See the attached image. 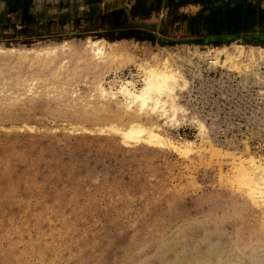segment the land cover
Listing matches in <instances>:
<instances>
[{
  "label": "rangeland",
  "instance_id": "obj_1",
  "mask_svg": "<svg viewBox=\"0 0 264 264\" xmlns=\"http://www.w3.org/2000/svg\"><path fill=\"white\" fill-rule=\"evenodd\" d=\"M130 2L0 0V264H264V197L238 184L248 160L264 178V43L105 38L82 19ZM224 3L141 23L164 19L169 39L264 32V0ZM27 13L26 35L13 33ZM96 39L110 62L91 58ZM150 66L180 76L176 120L91 95L96 77L138 88ZM132 124L181 152L116 133Z\"/></svg>",
  "mask_w": 264,
  "mask_h": 264
},
{
  "label": "bare ground",
  "instance_id": "obj_2",
  "mask_svg": "<svg viewBox=\"0 0 264 264\" xmlns=\"http://www.w3.org/2000/svg\"><path fill=\"white\" fill-rule=\"evenodd\" d=\"M99 41H100L99 39L90 40L91 45H94V47L91 49V53H92L91 58L103 62L106 59H108V56L104 54L105 52L103 51L104 50L103 47L101 46L102 47L101 48L98 46L97 43ZM66 42L67 41H65L64 43ZM58 45H60V43L59 44L57 43L50 47L57 48ZM8 49L13 50V48H8ZM22 49L26 51H31V50L36 51L39 48L37 49L22 48ZM107 53L111 54V51ZM106 61L110 62V60H106ZM163 63L166 64V61H164ZM159 67L150 66L148 68H145L143 73L144 78L142 80V85L138 88L130 87V81L127 80L125 81V83L120 84L115 91H113L110 88L109 89L105 88L102 85L100 78L93 77L94 79L91 82H89L90 83L89 90L91 92V95H93V97L97 98L98 100H103V99L106 100L109 99L108 97L112 98V97H118V95H120L121 97L120 102H122L123 106H125L127 109L128 108L131 109L135 107L137 109L142 110L144 108L149 107L152 110V112L159 111L161 116L165 119L168 118L169 120H176L177 98L175 99L176 97L175 89L178 85L180 76L178 73L174 71H167L164 69H160ZM153 128L154 127L152 126L145 127L140 124L138 125L132 124L130 127L126 129L118 128L116 133L123 140L126 138L135 139L137 141H141L150 145H158V144L162 145L166 143L168 147L171 148L173 151L178 153L181 152L182 148L179 143L177 144L168 137L162 136L159 132H157L159 130L156 131ZM243 162L241 163V166L244 164ZM247 167L250 168L248 170H245V172L243 173L244 176H242L239 179L238 184H240L239 186L243 187L249 199L254 201L256 197H260V198L264 197V178L257 179L252 176L260 172L251 160H248Z\"/></svg>",
  "mask_w": 264,
  "mask_h": 264
},
{
  "label": "trees",
  "instance_id": "obj_3",
  "mask_svg": "<svg viewBox=\"0 0 264 264\" xmlns=\"http://www.w3.org/2000/svg\"><path fill=\"white\" fill-rule=\"evenodd\" d=\"M187 3L198 4V13H208L214 9L216 10L225 6L224 0H131L127 9L123 7H115L108 10L98 11L96 13H89L88 15L83 16L82 19L85 21H96V26L102 30L97 32V34L102 35L105 38H108L110 35H116L127 39H146L153 42L154 39L158 37L164 41L165 45L184 41L194 44H210L212 46H217L224 41L231 40L237 35L242 34L243 36L253 38L257 43H264V32L255 33V35H253L254 33L239 32L233 29L224 32H216L213 35L208 36H195L186 39H169L165 36L164 19L159 21L157 27L154 22L145 23L148 26H144L142 25L144 23H141L142 20L148 18L151 13H155L163 6L166 8V17L169 16L170 18L169 22L177 25L189 17L187 14L177 10L178 7ZM256 9L264 11L263 7ZM80 19L81 18L78 16L74 17V24L78 25ZM33 20H35L33 14L27 13L17 27H15L14 24L12 25L13 33L25 36L26 33L24 32L31 23L35 22ZM251 34L253 37H251ZM61 38L62 37H57V40L61 41Z\"/></svg>",
  "mask_w": 264,
  "mask_h": 264
},
{
  "label": "crops",
  "instance_id": "obj_4",
  "mask_svg": "<svg viewBox=\"0 0 264 264\" xmlns=\"http://www.w3.org/2000/svg\"><path fill=\"white\" fill-rule=\"evenodd\" d=\"M188 5H193L195 8H197L199 5L198 4H191V3H188ZM196 5V6H195ZM181 7H184V5L183 6H181ZM180 7V8H181Z\"/></svg>",
  "mask_w": 264,
  "mask_h": 264
},
{
  "label": "water",
  "instance_id": "obj_5",
  "mask_svg": "<svg viewBox=\"0 0 264 264\" xmlns=\"http://www.w3.org/2000/svg\"><path fill=\"white\" fill-rule=\"evenodd\" d=\"M160 42H162V41L160 40Z\"/></svg>",
  "mask_w": 264,
  "mask_h": 264
}]
</instances>
